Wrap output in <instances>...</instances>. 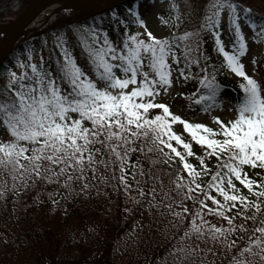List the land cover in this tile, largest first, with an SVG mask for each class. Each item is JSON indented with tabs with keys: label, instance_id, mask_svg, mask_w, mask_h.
Masks as SVG:
<instances>
[{
	"label": "snow or ice",
	"instance_id": "6c2138e0",
	"mask_svg": "<svg viewBox=\"0 0 264 264\" xmlns=\"http://www.w3.org/2000/svg\"><path fill=\"white\" fill-rule=\"evenodd\" d=\"M242 3L206 0L199 28L158 37L136 0H128L123 11L111 10L107 27L101 17L74 30L94 78L77 64L66 33L55 37L58 55L49 61L34 62L29 52L14 65L20 72L5 69L0 200L51 187L46 195L57 205V196L99 193L111 180L124 195L135 192L140 207L170 217L177 231L162 264H264V85L242 61L249 41H264V24ZM222 14L234 30L232 50L221 38ZM132 26L143 31L130 32ZM205 33L223 58L220 68L202 48ZM220 69L242 78L235 117L227 121L213 114L223 109ZM181 80L197 82L179 95L214 127L172 111L164 98Z\"/></svg>",
	"mask_w": 264,
	"mask_h": 264
},
{
	"label": "trees",
	"instance_id": "16d2710c",
	"mask_svg": "<svg viewBox=\"0 0 264 264\" xmlns=\"http://www.w3.org/2000/svg\"><path fill=\"white\" fill-rule=\"evenodd\" d=\"M28 1L0 0V23L13 21ZM145 1L147 0H136V3ZM172 1L176 6L179 3V0ZM197 1L201 3L198 9L205 8L203 6L206 0ZM127 5L128 2L113 9L123 11ZM241 7L251 9L250 18L258 26L264 24V0H243ZM111 10L84 15L74 20L71 18L78 11L61 13V21H51L28 37L0 65V86L7 77L5 69L14 70L17 62L27 60L29 52L32 56H38L34 61L37 63L41 56L49 61L58 55L53 47L55 37L65 33L77 64L94 78L92 68L75 39L74 30L91 24L94 18L100 23L101 17L107 27ZM173 13L175 11L171 12ZM162 17L167 22L169 15L166 13ZM129 30L136 32L138 27L132 26ZM233 31L232 28V39ZM221 38L224 42L222 36ZM202 48L205 55L210 57L209 64L220 68L223 58L216 52L214 41L207 33L203 35ZM256 63L264 69V50L258 55ZM211 71L209 68V72ZM220 71L222 74L216 78L222 89V102L235 108L241 93L238 85L242 81H233L226 69ZM179 85L180 93H190L198 86L195 80L187 84L181 80ZM177 97L184 98L179 94ZM184 101L189 105L185 98ZM193 108L199 110V107ZM5 135V131L0 128V136ZM185 137L187 138V134ZM193 149L197 154H202L200 146L194 142ZM192 162L196 163L194 158ZM100 172L109 178L111 176L103 168ZM249 175L253 173L250 171ZM99 189L97 193V189L93 188L87 196L72 195L67 199L57 196V205H53L46 195L52 191L51 187L37 188L27 195H9L0 209V264H162L167 250L174 243L173 234L177 231L169 223L170 217L161 218L154 212L150 213L146 206L140 207L135 203L136 193L133 201L128 202L129 196L118 190L115 181L110 180L107 185L100 184ZM37 192L41 193L39 199H36ZM124 256L129 258L125 260Z\"/></svg>",
	"mask_w": 264,
	"mask_h": 264
},
{
	"label": "rangeland",
	"instance_id": "374dc122",
	"mask_svg": "<svg viewBox=\"0 0 264 264\" xmlns=\"http://www.w3.org/2000/svg\"><path fill=\"white\" fill-rule=\"evenodd\" d=\"M178 9L174 7V2L172 0H147L139 4L140 12L142 13V18L146 21L147 27L154 35L158 37L168 36L173 32L183 33L186 30H194L199 28L201 24L204 23V16L207 13L206 4L201 7V3L197 0H179ZM172 11H175V14H171ZM168 13L169 17L167 22L163 19L162 15ZM177 13V14H176ZM172 15V16H171ZM177 15H179V21L176 20ZM245 17L244 13H241V19L243 21ZM178 25V27H177ZM221 36L224 39V44L226 50H232L231 43V24L227 17L223 16L221 20ZM137 31H143L138 27ZM246 36L248 35L247 30ZM264 50V41H261L256 44H252L249 41V50L247 54L242 58L243 63L246 66V71L249 75H252L261 85H264V69L260 64H253L252 61L255 58L257 62V57ZM33 61L38 59V56H32ZM14 71L20 72L19 67H15ZM226 73L229 77L235 81L240 82L242 78L236 77L234 74H231L227 69ZM7 78V77H6ZM5 78V80H6ZM4 80V82H5ZM180 93V85L174 84L173 88L170 90V94L164 99L170 104L171 109L176 114L181 115L182 117L188 119L190 122H200L206 123L209 126L214 127L215 125L211 121L210 115H205L197 108H189V105L184 101V98L177 97ZM213 114L220 115L225 121L233 119L235 117V108L229 106L228 104H223V109H217ZM176 131L182 132V126H176ZM186 134V133H185ZM184 134V135H185ZM5 137L0 136V140L6 139ZM11 181L9 180V185ZM245 191V190H244ZM135 192L131 193L128 197V202H132ZM5 200H0V209L1 204ZM2 239V233L0 232V240ZM128 255V254H126ZM125 260L129 257L124 256Z\"/></svg>",
	"mask_w": 264,
	"mask_h": 264
},
{
	"label": "water",
	"instance_id": "95a60500",
	"mask_svg": "<svg viewBox=\"0 0 264 264\" xmlns=\"http://www.w3.org/2000/svg\"><path fill=\"white\" fill-rule=\"evenodd\" d=\"M50 0H29L24 10L12 22L1 25L0 29V65L13 52V50L23 42L30 33L29 25L32 17L38 9ZM95 5L87 10H83L78 6H72V10H78L79 14L74 16L72 20L80 18L84 15L100 13L113 9L114 7L128 2V0H94ZM5 34L7 39H5Z\"/></svg>",
	"mask_w": 264,
	"mask_h": 264
},
{
	"label": "bare ground",
	"instance_id": "6f19581e",
	"mask_svg": "<svg viewBox=\"0 0 264 264\" xmlns=\"http://www.w3.org/2000/svg\"><path fill=\"white\" fill-rule=\"evenodd\" d=\"M93 5H95L94 0H50L38 9L36 14L32 17L28 28L30 33L35 32L44 26L48 20L58 18V14L61 11L69 10L72 6H78L83 10H87ZM2 27L3 26H0V29Z\"/></svg>",
	"mask_w": 264,
	"mask_h": 264
}]
</instances>
